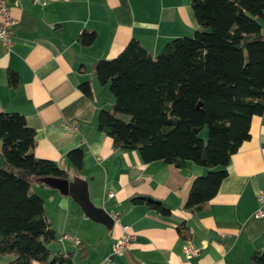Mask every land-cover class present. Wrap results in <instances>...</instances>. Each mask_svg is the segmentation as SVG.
<instances>
[{"label":"crops","instance_id":"crops-1","mask_svg":"<svg viewBox=\"0 0 264 264\" xmlns=\"http://www.w3.org/2000/svg\"><path fill=\"white\" fill-rule=\"evenodd\" d=\"M190 3H9L14 23L10 46L0 45V112L22 115L35 131L34 156L55 162L68 180H85L92 204L118 218L107 229L86 217L70 196L33 184L31 190L43 199L45 217L57 237L48 245L52 256L70 253L73 264H254L252 253L264 250V217L255 216L258 194L264 190V111L251 120L250 137L231 156L217 194L197 213L184 210V204L204 168L192 162L180 168L162 161L144 163L137 151L113 147L96 126L98 112L114 100L108 86L94 77L93 63L114 59L131 40L156 56L167 42L191 37L199 27ZM83 32L95 33L91 45L78 42ZM10 71L17 74L16 87L8 84ZM84 81L90 82L92 99L78 89ZM76 148L83 151L79 170L66 158ZM136 197L162 202L170 215L132 204ZM123 227L133 241L116 255L113 247ZM186 244L194 249L189 256L183 250ZM12 259L0 255V264Z\"/></svg>","mask_w":264,"mask_h":264},{"label":"trees","instance_id":"trees-1","mask_svg":"<svg viewBox=\"0 0 264 264\" xmlns=\"http://www.w3.org/2000/svg\"><path fill=\"white\" fill-rule=\"evenodd\" d=\"M190 4L199 27L191 37L167 42L156 56L131 40L114 59L95 61L92 73L114 100L96 119L113 147L137 151L144 163L180 168L192 162L206 170L192 181L184 204L197 213L217 194L231 156L250 137L251 120L264 111V0ZM94 38V32H83L78 42L89 46ZM7 80L16 87L17 74L10 71ZM78 89L93 98L89 81ZM35 146V131L22 115L0 112V255L13 256L9 264H73L70 253L52 256L48 245L57 237L43 199L31 190L68 174L36 158ZM66 158L79 170L83 151L72 149ZM131 202L170 215L162 202L140 197ZM250 259L264 264V250Z\"/></svg>","mask_w":264,"mask_h":264},{"label":"built area","instance_id":"built-area-1","mask_svg":"<svg viewBox=\"0 0 264 264\" xmlns=\"http://www.w3.org/2000/svg\"><path fill=\"white\" fill-rule=\"evenodd\" d=\"M10 0H0V45L5 47L10 46V39L12 35V27H13V19L10 14L9 9ZM33 4H37L40 6L46 5V0H32ZM75 123H71V127L75 128ZM108 196H112V193L109 192ZM258 203L260 207L255 213L256 217L263 218L264 217V190L260 191L258 194ZM113 221H118V218L113 216ZM133 236L126 231V228L123 227L122 235L116 240L113 252L116 255H121L132 243ZM76 244H79V240H75ZM184 253L189 256L194 253V249L191 244H186L183 248Z\"/></svg>","mask_w":264,"mask_h":264},{"label":"water","instance_id":"water-1","mask_svg":"<svg viewBox=\"0 0 264 264\" xmlns=\"http://www.w3.org/2000/svg\"><path fill=\"white\" fill-rule=\"evenodd\" d=\"M13 0H10L12 2ZM196 131L195 133H197ZM48 187L58 190L63 195L70 196L82 209L84 215L90 220L102 224L110 229L113 226L112 215L102 208L95 207L89 199L88 184L85 180L73 177L71 180L48 179L45 180ZM151 201L150 199H148Z\"/></svg>","mask_w":264,"mask_h":264},{"label":"rangeland","instance_id":"rangeland-1","mask_svg":"<svg viewBox=\"0 0 264 264\" xmlns=\"http://www.w3.org/2000/svg\"><path fill=\"white\" fill-rule=\"evenodd\" d=\"M200 136L202 139H204V140L206 139V137H207V129L206 128L201 132ZM51 244H54V243H51Z\"/></svg>","mask_w":264,"mask_h":264}]
</instances>
